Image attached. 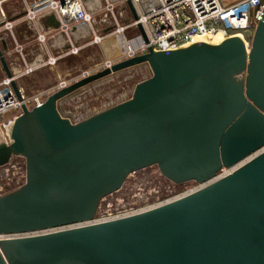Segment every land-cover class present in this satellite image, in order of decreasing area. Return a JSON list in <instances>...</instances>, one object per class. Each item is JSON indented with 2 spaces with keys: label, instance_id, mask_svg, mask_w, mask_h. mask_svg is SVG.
Segmentation results:
<instances>
[{
  "label": "water",
  "instance_id": "water-1",
  "mask_svg": "<svg viewBox=\"0 0 264 264\" xmlns=\"http://www.w3.org/2000/svg\"><path fill=\"white\" fill-rule=\"evenodd\" d=\"M42 23L60 27L54 14ZM8 48L2 39L0 62L21 100ZM142 63L152 75L129 99L78 123L61 114L68 94ZM22 110L10 143L0 144V166L21 155L27 170L25 184L0 194V234L13 235L0 240V264H264V10L249 51L239 36L150 47ZM251 155L172 202L69 227L92 220L101 200L140 169L158 165L173 182L204 183Z\"/></svg>",
  "mask_w": 264,
  "mask_h": 264
},
{
  "label": "rangeland",
  "instance_id": "rangeland-1",
  "mask_svg": "<svg viewBox=\"0 0 264 264\" xmlns=\"http://www.w3.org/2000/svg\"><path fill=\"white\" fill-rule=\"evenodd\" d=\"M244 1L248 0H220L225 7ZM249 1L257 2V0ZM99 4L104 7L106 1H98ZM25 8V0H12L4 6L9 16L22 14ZM117 9L118 11L121 9L120 5ZM96 30L97 27L92 30L86 29L85 32L78 26L71 36L59 33L60 38L66 37L64 41L58 40L57 37H51L50 43L55 45H49L48 41L39 51H35L34 46L27 48L30 54L25 56L26 60L16 51L6 55L18 86L23 88L25 94L32 100L38 96L42 100H46L64 83L69 85L88 73L97 72L107 65L123 60L128 57L130 49L135 50L138 47V42L134 39L138 32L136 27H130L122 33H111V30L105 32L103 28ZM231 33L235 34L236 32L232 30ZM251 34V30L245 32L247 38ZM221 40H225L221 34H205L197 36L193 43L218 44ZM73 43L76 45L75 48L68 47ZM38 53L43 54L40 57V64L33 65L36 62L33 59ZM22 68L25 70L19 74ZM150 75L148 63L113 72L59 100V110L73 119L86 118L129 99L133 95L136 84ZM6 77L7 74L0 64V81L5 80ZM8 86V84H4L0 91H4ZM34 103L35 100L31 102V104ZM16 114H18L16 111L4 114L0 122V144L6 143L7 140L4 124H7ZM14 121L8 127L9 133H11ZM25 164L24 157L15 155L7 164L0 166L1 193L8 192L24 180L22 173ZM228 169L222 168L216 176L229 171ZM199 184L201 183L194 180L175 183L162 174L158 165H152L129 175L120 189L104 197L97 211L98 214H104L108 211L114 213L119 210L149 208L182 193L195 190Z\"/></svg>",
  "mask_w": 264,
  "mask_h": 264
},
{
  "label": "built area",
  "instance_id": "built-area-1",
  "mask_svg": "<svg viewBox=\"0 0 264 264\" xmlns=\"http://www.w3.org/2000/svg\"><path fill=\"white\" fill-rule=\"evenodd\" d=\"M10 1L12 0H0V41L6 39L8 42L9 48L7 51H4L5 56L16 51L24 60H26L25 56L30 54L27 48L34 46L36 48L34 50L39 51L43 44L48 41L50 43L51 40L49 39L51 37H55L58 33L71 36V33L80 25H86L93 29L97 27V30L103 28L105 32L111 30V33H122L130 27H136L138 32L134 39L137 40L138 47L135 51L128 53V57L149 52L150 47L155 51L175 50L191 42L195 36L204 33L221 32L228 38L234 34L231 33L232 30H235L236 33L242 32L245 37V32L251 30L252 34L248 38L246 37L251 48L255 30L259 21L262 19L264 10V0H257L255 3L248 0L229 7L223 6L220 0H132L138 14V19L136 20L127 4V0H104L106 1L104 7L100 4L98 5L97 1L89 4L87 0H25V11L22 14L9 16L4 6ZM119 5L121 9L118 11L117 8ZM51 14H54L60 21V27L46 28L44 26L42 20ZM109 15H111V17H109ZM20 24H26L31 32V37L25 41L21 40L17 33V27ZM139 24L143 26L146 32L147 41L139 30ZM49 45L55 44L50 43ZM68 47L75 48L76 45L73 43ZM39 54L40 53L35 55L33 61ZM148 66L152 75L151 67L149 64ZM11 82L12 79L9 77L0 81V88L4 84L9 85L7 89L0 91V122L6 112H18L7 124H4L7 133L6 143L11 141V134L9 133L8 127L16 117L22 113V105L26 104L28 108L31 109L45 101L38 96L36 99H33L35 103L31 104L33 100L25 94L23 88L19 87L22 95V99L20 100ZM65 85L64 83L61 87ZM61 114L69 118L72 123H78L94 115L92 114L86 118L77 120L69 117L67 114L64 115L62 112ZM225 169L227 168L225 167ZM229 173V171H225L223 174L215 176L212 180L199 184V187L195 190L182 193L149 208L130 209L129 211L119 210L114 213L108 211L104 214H98L97 211L92 220L86 223L73 224L69 227L106 222L156 208L189 195ZM22 174L24 180L8 192L25 184L27 179L26 164ZM0 194H5V192H0ZM49 230L53 231L56 229ZM30 234H35V232L25 233V235ZM1 235L3 238L13 236ZM3 238H0V240Z\"/></svg>",
  "mask_w": 264,
  "mask_h": 264
},
{
  "label": "bare ground",
  "instance_id": "bare-ground-1",
  "mask_svg": "<svg viewBox=\"0 0 264 264\" xmlns=\"http://www.w3.org/2000/svg\"><path fill=\"white\" fill-rule=\"evenodd\" d=\"M87 1H88L89 4H91L92 2H95V1H97V2L99 1V2H100V0H87ZM79 27L81 28V30L84 29L85 32H86V29H91V30H92L91 27L86 26V25H80ZM205 34L215 35V34H217V33H204V34H200V35H197V36H202V35H205ZM218 34H221L225 39L227 38V36H224L221 32H219ZM197 36H195L191 42H189V43L183 45L182 47H187V46L191 45V44L193 43L194 39H195ZM232 36H239V37H241V38L244 40V42H245V44H246V47H247L248 51L250 50V44L248 43L246 37L244 36V34H243L242 32H237V33L233 34ZM229 37H231V36H229ZM222 41H223V40H221L220 43H221ZM182 47H181V48H182ZM136 49H137V48H136ZM136 49H135V50H136ZM135 50L130 49L128 53H131L132 51H135ZM40 61H41L40 59L37 60L33 65H38V64H40ZM9 66H10V65H9ZM107 66H108V65H107ZM10 69H11V68H10ZM24 70H25L24 68L20 69L19 74L22 73V72H24ZM11 71H12V69H11ZM12 73H13V71H12ZM13 75H15V74L13 73ZM13 124H14V123H13ZM11 130H12V129H11ZM10 134H11V133H10ZM8 143H10V141H9ZM8 143H7V144H8ZM253 155H254V154H253ZM253 155H251V156L245 158L244 160H242V161L239 162L238 164L232 166V168H229V169H228L229 172L235 170V169H236L237 167H239L241 164H243V163L246 162L248 159H250L251 157H253ZM226 170H227V169H226ZM226 172H228V171H226ZM85 223H86V222H85ZM0 238H3V236H2L1 234H0Z\"/></svg>",
  "mask_w": 264,
  "mask_h": 264
},
{
  "label": "crops",
  "instance_id": "crops-1",
  "mask_svg": "<svg viewBox=\"0 0 264 264\" xmlns=\"http://www.w3.org/2000/svg\"><path fill=\"white\" fill-rule=\"evenodd\" d=\"M17 33H18V36L21 40L25 41L26 39H28L29 37H31V32L29 31L28 27L26 24H20L18 25L17 27ZM61 36L59 33L55 36L58 38V40H62L64 41L65 40V37H59ZM63 43V42H62ZM43 54L40 53L34 61H37L40 59V57L42 56Z\"/></svg>",
  "mask_w": 264,
  "mask_h": 264
}]
</instances>
